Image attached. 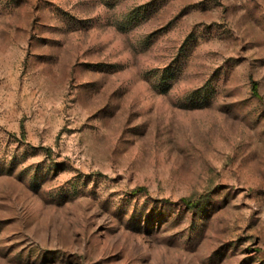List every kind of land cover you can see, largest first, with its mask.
Returning <instances> with one entry per match:
<instances>
[{
	"label": "rangeland",
	"instance_id": "374dc122",
	"mask_svg": "<svg viewBox=\"0 0 264 264\" xmlns=\"http://www.w3.org/2000/svg\"><path fill=\"white\" fill-rule=\"evenodd\" d=\"M0 264H264V0H0Z\"/></svg>",
	"mask_w": 264,
	"mask_h": 264
},
{
	"label": "trees",
	"instance_id": "16d2710c",
	"mask_svg": "<svg viewBox=\"0 0 264 264\" xmlns=\"http://www.w3.org/2000/svg\"><path fill=\"white\" fill-rule=\"evenodd\" d=\"M255 90H257V85H255ZM189 204H190V206L189 207H193V208H196V204H193V203H191V202H189Z\"/></svg>",
	"mask_w": 264,
	"mask_h": 264
}]
</instances>
